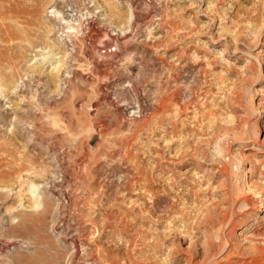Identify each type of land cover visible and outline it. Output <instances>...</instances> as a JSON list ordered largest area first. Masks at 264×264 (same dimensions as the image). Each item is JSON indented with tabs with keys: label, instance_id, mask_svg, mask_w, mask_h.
<instances>
[{
	"label": "rangeland",
	"instance_id": "rangeland-1",
	"mask_svg": "<svg viewBox=\"0 0 264 264\" xmlns=\"http://www.w3.org/2000/svg\"><path fill=\"white\" fill-rule=\"evenodd\" d=\"M0 52V264H264V0H0Z\"/></svg>",
	"mask_w": 264,
	"mask_h": 264
},
{
	"label": "bare ground",
	"instance_id": "bare-ground-1",
	"mask_svg": "<svg viewBox=\"0 0 264 264\" xmlns=\"http://www.w3.org/2000/svg\"><path fill=\"white\" fill-rule=\"evenodd\" d=\"M19 6V5H18ZM13 8V7H12ZM16 8V7H15ZM19 8V7H18ZM128 8H129V14L127 15V25H128V29H130V31L131 30H133V28L135 27V25H136V22H137V13H136V10H135V8L133 7V5L129 2L128 3ZM21 9V8H20ZM8 11V10H7ZM92 12H94V11H92ZM56 14H60V12H55ZM19 15V14H18ZM21 15V14H20ZM90 15H93L94 16V14L93 13H90ZM15 16V15H14ZM12 17V16H11ZM80 18H78L80 21H82V15H80L79 16ZM66 18V17H65ZM65 18H62V21L61 22H64V26H66V31H67V33H71L72 34V32L73 33H75L74 31H76L77 32V27H74L73 26V24H71V22H70V20H66ZM10 19V18H9ZM12 21V20H11ZM5 23V22H4ZM17 25V24H16ZM79 26V25H78ZM22 30V29H21ZM89 30H90V32H92V31H94V29H93V25H90L89 26ZM10 31V30H9ZM22 31H24V30H22ZM64 31V30H63ZM120 32H118L117 34H116V36L118 37H116V40L117 39H119V37H120V35H121V33H122V35L126 38L127 37V34H126V30H124V29H122V30H119ZM11 32V31H10ZM80 32V31H79ZM14 33V32H13ZM28 33V32H27ZM80 35V34H79ZM91 35V34H90ZM89 35V36H90ZM78 36V35H77ZM21 37V36H20ZM30 37V36H29ZM122 37V36H121ZM121 37H120V39H121ZM13 38V37H12ZM84 38H86L85 36H84ZM88 38V37H87ZM128 38V37H127ZM28 39V38H27ZM82 39V38H81ZM115 41V40H114ZM8 42V41H7ZM83 42H84V40H83ZM120 42V41H119ZM93 45H94V49L95 50H98V48L96 47V45H97V41H95L94 43H93ZM33 46V45H32ZM53 47V46H52ZM55 47V46H54ZM25 48V47H24ZM97 48V49H96ZM110 48V47H109ZM93 49V50H94ZM100 49V48H99ZM59 50V49H58ZM89 51V50H88ZM1 53V52H0ZM97 53H99V52H97ZM104 53V52H103ZM71 55V54H70ZM92 55V54H91ZM98 55H100V54H98ZM103 55V54H102ZM71 58V57H70ZM91 58V57H90ZM2 59V58H1ZM4 60V59H3ZM53 63V62H52ZM54 64V63H53ZM57 66H60V65H57ZM58 68V67H57ZM98 68V67H97ZM10 69H12V68H10ZM68 74H69V72H68ZM4 75V74H3ZM2 75V76H3ZM53 77H54V75H53ZM2 78V77H1ZM56 79V78H55ZM2 86H3V84H2ZM3 89V88H2ZM1 90V89H0ZM34 126V125H33ZM3 132V131H2ZM216 151L219 153V154H221L222 153V151H220L219 150V147L218 146H216ZM33 184V183H32ZM35 185V184H34ZM34 185H32L31 186V189H30V187H29V189H30V192L34 195V191H35V186ZM29 189H28V191H29ZM32 200V199H31ZM32 204H34V206L36 207V210L37 209H39L41 206H43V202L42 201H39L37 198L34 200V202L32 203ZM33 206V205H32ZM247 225V223H245V224H243L242 225V228L243 227H245ZM74 242V241H73ZM75 245V244H74ZM78 245V244H77ZM76 246V245H75ZM9 247H10V245H9ZM76 253H77V251H75Z\"/></svg>",
	"mask_w": 264,
	"mask_h": 264
}]
</instances>
